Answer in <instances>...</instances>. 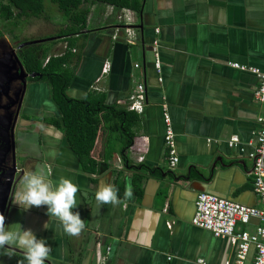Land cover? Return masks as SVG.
I'll use <instances>...</instances> for the list:
<instances>
[{
	"label": "crops",
	"instance_id": "obj_1",
	"mask_svg": "<svg viewBox=\"0 0 264 264\" xmlns=\"http://www.w3.org/2000/svg\"><path fill=\"white\" fill-rule=\"evenodd\" d=\"M139 2V13L90 5L87 28L72 50L78 60L73 57L70 63L75 76L66 91L76 100L95 91L105 97L106 106L134 113L136 121L128 123L134 137L129 149H124L122 125L115 124L117 130L106 125L91 153L97 173L82 171L64 133L48 123L60 113L45 81L29 80L30 94L17 121L23 174L16 189L30 171L43 170L53 185L60 178H75L79 204L74 211L84 227L76 235L66 234L55 217L45 214L46 206L24 211L13 198L6 225L16 223L45 238L47 264H238L229 238L194 226L192 219L200 194L261 208L249 156L264 113V104L255 98L260 81L252 72L264 73V0ZM120 18L133 21L131 35ZM66 47L59 40L49 57L62 55ZM140 84L147 101L137 113L128 106ZM165 116L179 158L173 168L167 159ZM233 138L237 143L230 145ZM107 185L117 189L115 204L95 199ZM46 220L48 230L42 227ZM259 224H239L237 231L253 232ZM6 247L24 255L16 244ZM254 257L251 247L244 264H253Z\"/></svg>",
	"mask_w": 264,
	"mask_h": 264
},
{
	"label": "trees",
	"instance_id": "obj_2",
	"mask_svg": "<svg viewBox=\"0 0 264 264\" xmlns=\"http://www.w3.org/2000/svg\"><path fill=\"white\" fill-rule=\"evenodd\" d=\"M64 15L66 22L57 41L26 46L22 51V63L26 71L40 77L30 78L31 81H45L50 86L51 100L58 108L59 118H50L48 123L64 133L70 148L81 160V170L88 174L97 173L98 164L92 160L91 153L99 132L106 128L121 129L127 150L133 143V134L129 132L128 123L136 121L134 113L120 111L105 105V97L98 92H90L84 99L76 100L66 94L71 84L75 69L70 66L72 54L76 48L77 36L84 34L90 15V5L103 3L118 10H131L139 13V0H50ZM45 0H0V24L4 26L2 33L18 39L15 30L22 23V18H41L45 11ZM0 32V34H2ZM59 40L67 42L65 53L49 57V51ZM22 42H27L22 41ZM133 116V118H132ZM13 264H26L24 255L12 253ZM47 264V263H45Z\"/></svg>",
	"mask_w": 264,
	"mask_h": 264
},
{
	"label": "built area",
	"instance_id": "obj_3",
	"mask_svg": "<svg viewBox=\"0 0 264 264\" xmlns=\"http://www.w3.org/2000/svg\"><path fill=\"white\" fill-rule=\"evenodd\" d=\"M126 24L127 35H131L130 25L133 24L130 18L122 19ZM125 21V22H124ZM131 40H128V42ZM132 44V42H129ZM156 58L155 67L160 70L161 64L158 62L159 53L157 52L156 44L154 47ZM235 68H240L239 65H232ZM138 67V65L136 66ZM109 67L104 68V73H108ZM259 79V87L255 91V98L264 104V73L257 70L252 71ZM129 110L137 113L144 111L147 97L144 85H138L136 90L129 98ZM165 124L167 126L165 132V144L168 149L167 159L170 167H175L179 159L176 154L175 135L170 126L168 116H165ZM260 131L257 137V146L249 158L253 163V189L255 195L261 201V208L247 207L235 204L228 200L219 198L214 195L200 194L195 202V214L192 219V224L201 229L212 232L217 237H227L237 248V263L244 264L247 254L251 247L255 249V257L253 264H264V113L258 119ZM237 143V138H233L230 145ZM142 161V158H140ZM253 221H259V225L250 232L246 229L237 231V226H249ZM101 259H99L100 261ZM203 264L202 260L198 261ZM103 264V263H102ZM229 264V263H226Z\"/></svg>",
	"mask_w": 264,
	"mask_h": 264
},
{
	"label": "clouds",
	"instance_id": "obj_4",
	"mask_svg": "<svg viewBox=\"0 0 264 264\" xmlns=\"http://www.w3.org/2000/svg\"><path fill=\"white\" fill-rule=\"evenodd\" d=\"M76 193L75 178H60L53 185L43 170L30 171L24 174L22 183L16 189L13 204L24 211L34 206H46L47 216L55 217L66 234L76 235L84 227L79 212L74 211L79 204ZM125 195L130 193L126 191ZM95 199L99 202L115 204L117 189L111 185L102 186L95 193ZM42 227L48 230L49 221L46 220ZM12 244L23 248L26 264H45L50 251L45 238L37 237L31 229L18 227L16 223L6 225L3 215H0V248Z\"/></svg>",
	"mask_w": 264,
	"mask_h": 264
},
{
	"label": "flooded vegetation",
	"instance_id": "obj_5",
	"mask_svg": "<svg viewBox=\"0 0 264 264\" xmlns=\"http://www.w3.org/2000/svg\"><path fill=\"white\" fill-rule=\"evenodd\" d=\"M0 32L2 33L1 29ZM5 35L6 33L4 32L0 34V188L2 187V181L11 175V171L15 168V165L17 169L19 168L17 160L15 162L13 158L9 128L11 118L15 116V112L18 110L23 90V77L16 71V68H18L16 59L18 58L22 62L21 53L26 47H20L22 42H14L11 36L7 35L10 39V41H8ZM12 79H14V81L10 83V86L13 84L10 89L8 81ZM22 111L23 107H21V112ZM17 144L16 142V147ZM18 177L20 176L17 174L16 178ZM12 253L21 254L14 251L12 248H7L6 245L0 248V264H13L15 262V259H13L14 257H10L11 259L6 258Z\"/></svg>",
	"mask_w": 264,
	"mask_h": 264
},
{
	"label": "water",
	"instance_id": "obj_6",
	"mask_svg": "<svg viewBox=\"0 0 264 264\" xmlns=\"http://www.w3.org/2000/svg\"><path fill=\"white\" fill-rule=\"evenodd\" d=\"M140 29H141V27H140ZM53 39H54L53 37L52 38L50 37V38H46L43 40L29 41V42H26L24 44H21L20 47L39 44V43H43L44 41H49V40L52 41ZM16 62L18 63V68H16V71L19 73V75H21L23 77V83H22V89L23 90H22V95L20 97L18 110H17V112H15V116L13 118H11L10 128H9L10 143H11L10 145L12 148L13 158H14L15 162H16V154H17V148H16L17 121H18V118L20 117V115L22 113L21 107H23L24 102L26 100V97L28 96V94H30V92H29L30 89L28 87V78L40 77V75H38V74H35V73L29 74L28 72H26V70L23 66V63L20 61V59L17 58ZM12 81H14V79L8 81L9 86H10V83ZM12 85L10 86V89L12 88ZM17 170H19V169H17V167L15 165V168L12 169V171H11V175L9 177H6L2 181V187L0 188V215H3L5 224H6L10 209H11L12 198H13V195L15 193L17 183L20 180V177L16 178V175L18 174L19 176H21L23 174V172H19Z\"/></svg>",
	"mask_w": 264,
	"mask_h": 264
},
{
	"label": "rangeland",
	"instance_id": "obj_7",
	"mask_svg": "<svg viewBox=\"0 0 264 264\" xmlns=\"http://www.w3.org/2000/svg\"><path fill=\"white\" fill-rule=\"evenodd\" d=\"M97 5H102V4H97ZM44 6H45V11H44L43 16L41 18H39V19H37V18H29V19L22 18L21 19L22 23L15 30V34L18 36V39L16 40V39H13L11 37V39H13L14 42H16V41L22 42L25 40L27 42L36 41V40H43L46 38H50L52 36L54 37V36L59 35L60 30L62 29L63 25L66 22L64 15L59 11L58 7L55 4H53L50 0H45ZM92 13L97 15V9L93 8ZM90 14H91V9H90ZM0 27H1L0 28L1 30L4 29V26L0 25ZM7 35L8 34H6L5 37L8 41H10V39L7 37ZM50 41L51 40L44 41L43 43H47ZM24 43H26V42H22V44H24ZM43 43H41V44H43ZM20 156H21V153L17 152L16 160H17V163L19 165L22 164L19 161ZM10 257H13L12 254L6 258L11 259Z\"/></svg>",
	"mask_w": 264,
	"mask_h": 264
},
{
	"label": "bare ground",
	"instance_id": "obj_8",
	"mask_svg": "<svg viewBox=\"0 0 264 264\" xmlns=\"http://www.w3.org/2000/svg\"><path fill=\"white\" fill-rule=\"evenodd\" d=\"M126 12H127V11H126ZM135 24H136V23H135ZM135 24H134V25H135ZM239 151H240V150H239ZM178 159H179V158H178ZM230 202H231V201H230ZM256 227H257V226H256Z\"/></svg>",
	"mask_w": 264,
	"mask_h": 264
}]
</instances>
